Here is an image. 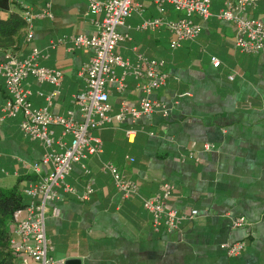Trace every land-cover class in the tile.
<instances>
[{"label": "crops", "instance_id": "crops-1", "mask_svg": "<svg viewBox=\"0 0 264 264\" xmlns=\"http://www.w3.org/2000/svg\"><path fill=\"white\" fill-rule=\"evenodd\" d=\"M223 6V1L213 0L207 20L195 15L201 34L173 49L168 28L142 30L138 25L147 18L178 19L186 13L171 3L161 11L155 0H134L132 14L119 27L128 38L119 42L117 51L133 63L138 52L164 59L169 77L150 95L156 103L150 116L93 129L103 141V152L86 161L90 174L74 164L67 181L81 193L93 178L94 191L88 200L63 192L60 214H49L47 235L54 258H79L81 264H264V52L246 53L235 46L234 25L216 16ZM27 7L35 14L32 39L25 26L12 47L0 48V59L8 53L24 57L38 47L46 56L43 65L64 72L50 109L62 115L73 110L75 119L82 120L74 94L86 88L83 71L93 51L73 47L70 38L95 32L94 20L102 16L89 12L88 0H0V17L14 10L23 14ZM45 9L52 16H40ZM249 15L264 20V0L249 8ZM212 56L220 59L219 66L213 65ZM117 71L120 75L121 69ZM124 83L123 91L109 86L111 115L123 100L137 105L142 96L133 75ZM25 84L37 107L47 104L44 96L55 88L33 77ZM9 98L0 76V187L17 188L20 183L23 193L39 177L31 162L44 148L23 135L20 117H4L2 106ZM127 129L135 131L132 139ZM204 143L213 148L204 149ZM103 162L114 163L136 181L139 193L123 197L111 174L102 170ZM163 182L175 186L170 202L179 213L198 210L194 219L173 231L156 229L143 205ZM242 216L247 223L234 227V218ZM235 241H244L245 249L229 255L222 244Z\"/></svg>", "mask_w": 264, "mask_h": 264}, {"label": "built area", "instance_id": "built-area-1", "mask_svg": "<svg viewBox=\"0 0 264 264\" xmlns=\"http://www.w3.org/2000/svg\"><path fill=\"white\" fill-rule=\"evenodd\" d=\"M224 6L216 13L220 20L231 22L235 27V46L242 52L258 54L264 52V20L249 15V8L255 7L259 0H220ZM159 10L165 11L166 3H171L176 10L186 13L185 17L166 19L163 17L147 18L138 29L154 30L166 27L171 33L170 46L173 49L182 47L187 40L196 39L202 32V24L194 20L198 15L207 20L211 15L213 0H155ZM89 12L93 16L101 15L94 20L97 30L91 34L79 33L70 39L73 47L90 48L93 54L84 68L86 88L74 94V100L82 112V120L74 117V111L68 110L66 115L50 109L52 99L60 93V85L64 72L59 68H51L42 64L46 56L34 46L29 54L20 57L17 54H6L0 59V76L10 94L2 106L6 118L20 117V128L25 137L37 140L44 148L42 156L31 162V167L38 174V179L26 184L23 189L25 205L13 212L14 230L10 239L12 250L19 257L21 264H65L64 260L54 258L50 251L53 246L47 235V219L51 213L58 216L61 208L58 202L64 193L79 194L82 200H88L94 191L93 178H89L86 188L79 193L67 181L74 164H80L85 173L90 174L86 161L92 155L103 152V141L95 135L93 129L102 128L107 123H118L127 118L137 119L150 116L156 103L150 95L164 86L169 73L163 69L164 59H155L137 53V61L124 58L117 47L120 41L128 38V34L119 31L126 19L132 14L134 0H88ZM137 7H141L138 5ZM23 17L29 27L28 39H32V21L35 14L27 7ZM52 16L45 9L40 16ZM213 65L219 66L221 61L212 56ZM118 68L121 74H118ZM133 75L137 79L138 89L142 96L137 105L123 100L119 111L111 115L109 86L116 85L119 91L126 87L124 79ZM33 77L38 82H48L55 88L44 97L47 104L37 107L30 99L33 91L25 84V80ZM233 78V75L230 76ZM44 95L43 92H39ZM1 118V120L4 119ZM54 126H61L62 132L57 137ZM129 138L135 131L127 129ZM70 135V143L66 137ZM204 149L211 150L213 144L204 143ZM189 157H194L192 152ZM134 160V159H132ZM102 170L111 174L117 189L123 197L128 198L139 193V184L127 178L112 162H103ZM175 186L170 182L160 184V191L143 199L144 207L152 214L154 227L164 226L168 231L177 229L186 219H194L197 209L179 213L170 202ZM247 223L245 217L233 220V226L239 227ZM244 241L226 242L222 247L229 255H238L245 249Z\"/></svg>", "mask_w": 264, "mask_h": 264}, {"label": "trees", "instance_id": "trees-1", "mask_svg": "<svg viewBox=\"0 0 264 264\" xmlns=\"http://www.w3.org/2000/svg\"><path fill=\"white\" fill-rule=\"evenodd\" d=\"M25 26L27 22L20 11L14 10L8 17H0V48L12 47L16 43L15 36ZM25 201L18 188L0 187V264H21L11 248L10 239L14 230L13 212L25 205Z\"/></svg>", "mask_w": 264, "mask_h": 264}, {"label": "rangeland", "instance_id": "rangeland-1", "mask_svg": "<svg viewBox=\"0 0 264 264\" xmlns=\"http://www.w3.org/2000/svg\"><path fill=\"white\" fill-rule=\"evenodd\" d=\"M135 8V7H134ZM184 13V12H183ZM186 42V41H185ZM184 42V43H185ZM183 43V44H184ZM183 46V45H182ZM181 48V47H180ZM179 49V48H178ZM15 119H18V120H20V118L19 117H17V118H15ZM55 127V129H56V136L58 137L59 135H60V133H61V130H62V127L61 126H54ZM96 130L97 129H94V132H96ZM29 139V138H28ZM68 139L70 140V136H68ZM38 142V141H37ZM87 161H89V160H87ZM0 175H1V173H0ZM1 178V177H0ZM1 180V179H0ZM17 188L20 190V189H22V187H21V184L19 183V184H17Z\"/></svg>", "mask_w": 264, "mask_h": 264}, {"label": "water", "instance_id": "water-1", "mask_svg": "<svg viewBox=\"0 0 264 264\" xmlns=\"http://www.w3.org/2000/svg\"><path fill=\"white\" fill-rule=\"evenodd\" d=\"M65 264H81V260L79 258H68Z\"/></svg>", "mask_w": 264, "mask_h": 264}]
</instances>
